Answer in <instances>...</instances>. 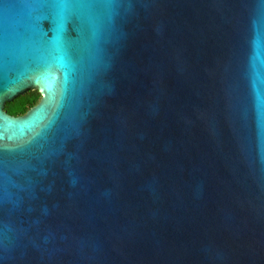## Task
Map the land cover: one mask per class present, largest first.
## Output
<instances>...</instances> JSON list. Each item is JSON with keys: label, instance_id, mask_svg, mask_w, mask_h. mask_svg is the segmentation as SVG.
<instances>
[{"label": "water", "instance_id": "1", "mask_svg": "<svg viewBox=\"0 0 264 264\" xmlns=\"http://www.w3.org/2000/svg\"><path fill=\"white\" fill-rule=\"evenodd\" d=\"M0 264H264V0H0Z\"/></svg>", "mask_w": 264, "mask_h": 264}, {"label": "rangeland", "instance_id": "2", "mask_svg": "<svg viewBox=\"0 0 264 264\" xmlns=\"http://www.w3.org/2000/svg\"><path fill=\"white\" fill-rule=\"evenodd\" d=\"M37 93L36 91H29L28 93H26L24 96H21L19 98V100H14L12 103H8L6 105L7 109L10 110L11 112H16V113H20L22 112L24 109L28 108L30 102L33 99H36ZM18 99V98H17ZM38 100V99H37ZM16 101V102H15ZM36 101V100H35Z\"/></svg>", "mask_w": 264, "mask_h": 264}, {"label": "flooded vegetation", "instance_id": "3", "mask_svg": "<svg viewBox=\"0 0 264 264\" xmlns=\"http://www.w3.org/2000/svg\"><path fill=\"white\" fill-rule=\"evenodd\" d=\"M34 91H36L37 96H36V99H33L31 102H33L34 100H36V103H35L34 105H32L31 107H33V106H35L37 103H39V101H40V99H41V94H40V92H39L38 90H34ZM19 99H21V98L16 99V101L19 100ZM37 99H38V100H37ZM16 101H15V102H16ZM31 107H30V108H31ZM30 108H29V109H30ZM29 109H28V110H29ZM5 110H6L9 114H11V115H15V116L24 115V114L28 111V110H27V111H25L24 113H21V114H13V112H11L10 110H8L7 107L5 108Z\"/></svg>", "mask_w": 264, "mask_h": 264}, {"label": "trees", "instance_id": "4", "mask_svg": "<svg viewBox=\"0 0 264 264\" xmlns=\"http://www.w3.org/2000/svg\"><path fill=\"white\" fill-rule=\"evenodd\" d=\"M36 103V101L34 100L33 102H30L28 108L24 109L22 112L20 113H16V112H13V114H21V113H24L25 111H27L32 105H34Z\"/></svg>", "mask_w": 264, "mask_h": 264}]
</instances>
